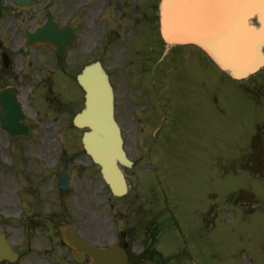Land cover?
<instances>
[{
	"label": "flooded vegetation",
	"instance_id": "obj_1",
	"mask_svg": "<svg viewBox=\"0 0 264 264\" xmlns=\"http://www.w3.org/2000/svg\"><path fill=\"white\" fill-rule=\"evenodd\" d=\"M31 1L32 6L29 10L25 9L26 5L20 9L15 0H8L9 3L4 4V10L0 13V21L4 25V31L0 34L1 39L6 42L12 39L23 43L26 37L24 32L20 31V27H24L25 30L41 23L49 15L61 26H71L76 45L68 49L63 58L55 52L58 75L56 79L47 77V93L52 94V102L57 103L56 106H52V115L56 121L63 114L73 121V116L78 110L75 111V108L69 105L71 102L67 103L64 100L63 94L68 89V85L65 84L66 78L77 85V74L87 64L83 58L87 57L92 61L94 50L102 47L101 60L115 89L116 116L123 131L129 157L134 161L132 168L149 169L150 175L144 176L143 183L149 189L147 192L152 195L149 198L138 194L130 196L132 193L130 183L126 196L115 197L109 186L100 190L97 186L98 181L94 180L92 173H88L90 169L84 167L83 173L73 175L71 189L67 192L61 191L58 186V174L64 150L60 148L42 151L34 148L35 139L31 138L40 135L32 132L31 128V133L27 137L11 139L22 141L20 150L25 161L30 164L25 174L28 183L25 188L34 210L32 213L29 212L30 214L26 212L25 215L26 225L23 234L27 249L39 248L48 251L53 248L55 237L57 247L64 249L63 256L68 264H91L92 258L88 253L65 241L62 229H68L84 242L96 247L104 248L116 242L123 253L120 264H199L194 259V252H203L202 247L192 245V249H189L187 244H178L175 232L183 237L181 223L173 212L172 202L167 193L161 198L157 197L156 183L159 181L160 173L166 178L167 185L170 180L167 173L172 168L173 136L176 129L187 125L181 116L189 108L190 94L187 96L184 81L190 73L194 74V78H200L195 94L198 98L196 102L198 114L202 113L205 53L191 46L167 48L159 36V0H136L137 4H130V10L123 12L120 17L125 20L130 17L125 27H122V23L116 26L113 22L114 9L110 12L112 0ZM33 11L35 13L31 16ZM111 23L115 26L111 27ZM6 28L8 31H5ZM79 44L85 45L81 58H78L75 51ZM187 48H190V51L185 54L183 50H188ZM5 51L9 55L8 50L0 49L2 65L0 79L5 82L1 88L12 87L11 83L6 82L7 78H12L11 70L15 65L13 56H9V64L7 67L4 66L2 56ZM106 59L111 60L112 64L108 65ZM113 60H117V67H114ZM179 71L180 74L177 76L182 77V82L178 81L181 85H178L174 78V73ZM116 74H120L119 77ZM161 74L165 75L164 79ZM131 77H134L137 85L130 91ZM119 78L122 80L121 85ZM252 79L253 81L244 88L252 101L264 106V69ZM17 93L20 97V92ZM82 133L72 138L73 143L67 152L71 161L89 164L91 167L89 156L80 148ZM182 136L183 133L178 132L177 137ZM260 143L263 141L257 136L253 138L252 156L257 154ZM261 151L264 152V148ZM41 158L45 160L44 163ZM45 163L51 169L49 175L56 182L58 195L56 200L60 203L59 208L53 212H42L40 205H43V201L39 202L42 192L40 185L44 175L40 173L43 171L39 166H44ZM31 168L34 171L32 182L29 183ZM127 176H130L128 169ZM39 232L40 234L46 232L47 240H39L37 238ZM201 233L199 221L197 228L199 239ZM74 253L80 257V261Z\"/></svg>",
	"mask_w": 264,
	"mask_h": 264
},
{
	"label": "rangeland",
	"instance_id": "obj_2",
	"mask_svg": "<svg viewBox=\"0 0 264 264\" xmlns=\"http://www.w3.org/2000/svg\"><path fill=\"white\" fill-rule=\"evenodd\" d=\"M1 1L0 13L4 10ZM130 4L137 2L112 0L110 12L114 9L113 22L116 26L122 23V27H125L130 17L125 20L120 18V15L130 8ZM34 13L35 11L31 16ZM113 26L115 25L111 23V27ZM1 27L2 25L0 32ZM9 30H11L10 26ZM123 31L125 32L126 29ZM123 40L125 41V38ZM10 42L8 46L14 57L15 66L12 70L13 78H7L6 83L14 84L20 92L33 132L40 135L31 138L35 139L34 148L42 151L58 150L67 144L62 135L71 140L70 133L78 131L71 122H61L62 119L67 120L68 116L65 114L60 116L58 122L53 119V102L44 94L46 91L44 79L49 76L48 74L53 78L57 73L52 71L55 66H52L51 62L54 61L49 62L54 51L48 45L30 47L27 51H23L21 42ZM187 49L183 50L185 54L190 51V48ZM75 51L78 53V58H81L84 55L85 45L79 44ZM93 53L94 58L102 59L101 46ZM189 56L191 57V54ZM83 59L88 60L87 57ZM116 61L113 60L114 67H117ZM106 63L111 65L112 61L106 59ZM204 71L201 115L198 114L196 103L198 98L195 94L200 78H194L192 73L188 78L185 77V88L188 92L187 96L190 94V100L189 108L188 110L186 108L187 111L183 113L181 119L187 125L176 129L173 136L172 168L167 173V177H170L168 186L161 178L163 189H167L174 212L185 221L184 235L178 237V244H187L189 249H192V245L199 244L203 252H194V259L199 264H264V169L255 170L256 167L251 168L248 163L252 138L257 133L264 138V106L256 104L242 94L237 87L239 84L208 58L205 61ZM178 74L180 71L174 73V78L177 80L176 83L181 85L178 81L182 82V77L177 76ZM119 75L116 74L117 77ZM161 75L164 79L165 75ZM119 81L121 85L122 80ZM252 81L253 79H250L248 83ZM3 83L5 82L0 79V86ZM65 84L68 85V89L64 93V99L69 100L71 105L76 107L82 92L69 78H66ZM129 84L132 85L131 91L137 85L134 77L130 78ZM258 125H261L260 129L257 128ZM178 132H182L183 136L177 137ZM54 138L58 139L53 140ZM2 141L0 136V223L21 255L20 260L14 264H68L63 256L64 249L57 247L55 237L53 248L48 251L39 248L27 249L23 234L26 225L25 215L26 212L32 213L34 205L30 204L32 202L27 188L24 189L23 185L27 183L24 180V171L29 169L30 164L25 161L20 150L21 140L8 138L7 143L10 146ZM2 150L5 151L4 156ZM12 151L15 157L11 161ZM2 159L10 163L5 165ZM41 161L44 163L45 160L41 158ZM39 167L43 171L40 173L44 174L40 185L42 192L39 202L43 201L40 208L42 212H53L60 204L56 200L58 197L56 184L49 175L51 171L49 166L45 163L44 166ZM33 171L32 168L29 171V183L32 182ZM141 171L145 174L148 170H140L139 167L129 170L132 186L130 196L138 194L149 198L152 194L147 192L149 189L143 183ZM88 173H92L94 179L98 180L92 169ZM140 179L141 183H139ZM162 184L156 183V194L160 198L163 195ZM103 186L104 183L100 181V188ZM252 195L253 202L243 204V211L247 212L242 213L235 201L239 198L249 199ZM199 219H204L200 239L197 235ZM176 234L178 235V232ZM37 238L41 241L47 240L48 235L46 232L42 234L39 232Z\"/></svg>",
	"mask_w": 264,
	"mask_h": 264
},
{
	"label": "water",
	"instance_id": "obj_3",
	"mask_svg": "<svg viewBox=\"0 0 264 264\" xmlns=\"http://www.w3.org/2000/svg\"><path fill=\"white\" fill-rule=\"evenodd\" d=\"M161 34L169 44L199 45L232 77L245 78L264 66V0H162ZM27 36L26 45L49 42L62 52L65 45L60 38L70 39L71 32L62 31L48 21ZM79 81L86 90V107L75 117V124L88 128L83 138L85 149L101 166L103 178L114 194L123 195L127 185L120 165L132 163L115 119L109 76L97 62L79 75ZM0 103L2 126L11 134L29 133L28 126L18 125V119L24 115L10 89L0 93ZM67 181L68 177H63L61 185ZM93 251L96 259V254L102 253ZM17 258L18 254L0 232V260Z\"/></svg>",
	"mask_w": 264,
	"mask_h": 264
},
{
	"label": "bare ground",
	"instance_id": "obj_4",
	"mask_svg": "<svg viewBox=\"0 0 264 264\" xmlns=\"http://www.w3.org/2000/svg\"><path fill=\"white\" fill-rule=\"evenodd\" d=\"M2 154H3V156L5 155V153H4V152H2Z\"/></svg>",
	"mask_w": 264,
	"mask_h": 264
}]
</instances>
